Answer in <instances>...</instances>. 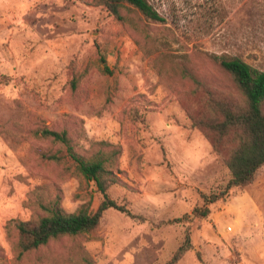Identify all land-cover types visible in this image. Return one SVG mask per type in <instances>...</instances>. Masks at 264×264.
Returning <instances> with one entry per match:
<instances>
[{
  "label": "rangeland",
  "instance_id": "374dc122",
  "mask_svg": "<svg viewBox=\"0 0 264 264\" xmlns=\"http://www.w3.org/2000/svg\"><path fill=\"white\" fill-rule=\"evenodd\" d=\"M147 1L163 21L130 7L124 23L92 0H0V264H167L187 238L174 264H264V171L227 188L186 111L200 94L180 76L240 100L212 55L264 71V0ZM43 125L78 154L118 149L107 193L135 216L108 208L91 232L21 252L13 222L38 203L94 212L102 200L64 145L35 135ZM204 195L219 197L197 215Z\"/></svg>",
  "mask_w": 264,
  "mask_h": 264
},
{
  "label": "trees",
  "instance_id": "16d2710c",
  "mask_svg": "<svg viewBox=\"0 0 264 264\" xmlns=\"http://www.w3.org/2000/svg\"><path fill=\"white\" fill-rule=\"evenodd\" d=\"M94 5H102L116 19L127 22L130 18L123 12L132 8L152 21H163V17L147 0H92ZM212 58L227 71L235 82L242 98L240 100L219 97L206 88L191 72L183 68L180 76L193 84V93L200 98H191L200 105V110L193 112L185 106L192 127L205 136L213 150L221 156L229 169L231 177L227 188L246 186L264 171V71L257 69L237 56L213 54ZM78 78L73 76L70 87L75 89ZM188 98L190 105L193 100ZM35 135L47 138L65 146L66 152L75 163L77 171L90 181L102 194V200L94 212L86 206H80L67 212L56 200L50 207L38 203L43 213H32L29 220L13 222L18 233L17 245L21 252L37 249L52 240L63 236H76L89 233L96 228L104 210L114 208L135 216L124 206L110 198L107 189L118 181L113 171L119 150H97L91 156L74 151L71 137L66 130H54L45 125L34 131ZM56 159L54 155L50 156ZM219 195L206 196L204 206L194 207L193 213L205 216L208 203L217 200ZM26 205L28 203L26 202ZM35 207V206H34ZM181 244L167 264L176 263L191 248L189 239Z\"/></svg>",
  "mask_w": 264,
  "mask_h": 264
}]
</instances>
